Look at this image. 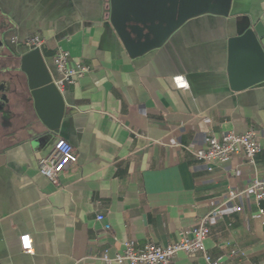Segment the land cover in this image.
Listing matches in <instances>:
<instances>
[{
  "label": "crops",
  "instance_id": "obj_1",
  "mask_svg": "<svg viewBox=\"0 0 264 264\" xmlns=\"http://www.w3.org/2000/svg\"><path fill=\"white\" fill-rule=\"evenodd\" d=\"M141 2L218 11L189 17L162 45L132 55L111 21L110 0H0V264H106L100 256L121 254L126 241H178L215 209L207 252L221 264H264V199L249 189L264 176V82L235 91L229 73V39L264 23V0ZM37 34L57 80L59 47L73 66L90 67L61 91L58 132L37 112L12 54ZM248 67L243 61L238 69ZM239 75L243 83L254 77ZM175 76L189 86L179 88ZM249 129L262 147L255 164L241 155L208 164L194 155L212 134ZM58 139L75 157L54 181L38 161ZM231 190L240 195L231 199ZM25 234L31 252L22 247ZM173 264L207 261L182 251Z\"/></svg>",
  "mask_w": 264,
  "mask_h": 264
},
{
  "label": "water",
  "instance_id": "obj_2",
  "mask_svg": "<svg viewBox=\"0 0 264 264\" xmlns=\"http://www.w3.org/2000/svg\"><path fill=\"white\" fill-rule=\"evenodd\" d=\"M110 6L114 28L132 55L162 45L189 17L218 11L214 6L195 7L185 2H181L179 7L169 8L167 5H147L141 0H110ZM23 47L20 51L12 50V54L20 59L21 69L26 74L24 82L26 88L34 98L36 110L42 120L52 131L58 132L65 113V102L62 92L56 85L55 73L46 63L40 49ZM229 49V73L233 90L240 91L264 82L263 22L259 21L253 26L246 27L240 34L231 36ZM243 61L250 68L241 72L238 66ZM240 73L247 77L254 76L251 77L253 80L243 83L248 78L240 77ZM255 74H258L257 77Z\"/></svg>",
  "mask_w": 264,
  "mask_h": 264
},
{
  "label": "built area",
  "instance_id": "obj_3",
  "mask_svg": "<svg viewBox=\"0 0 264 264\" xmlns=\"http://www.w3.org/2000/svg\"><path fill=\"white\" fill-rule=\"evenodd\" d=\"M22 45L30 49H40L46 47L47 40L41 35H33L21 41ZM71 53L69 50L59 47L54 55V62L60 74L56 85L60 91H63L68 85L90 71V67L84 64L73 66ZM174 81L179 88L189 86L184 76H175ZM258 132L249 129L244 133L234 131L222 132L221 134H212L205 146L194 150L195 157L208 164L215 162H226L234 156H243L248 163L255 164L256 155L261 151ZM75 150L73 145L65 139H58L50 153L38 161L40 173L51 180H58L61 173L74 160ZM209 169H212L209 167ZM255 195L256 200L260 202L264 199V176L258 178L249 188ZM240 195V192L231 190L229 196L231 199ZM241 210V207H236ZM263 212V210H262ZM219 214L213 210L209 214L201 217L197 223L187 231L181 233L178 241L161 245L154 242H148L139 247L134 241L124 242V250L121 254L114 257L104 253L100 258L106 264L124 263L129 264H173V259L178 252L197 253L204 255L207 264H221L219 260L214 259L206 247V239L210 235V225L213 218ZM98 219L105 220L103 214L98 215ZM107 230L111 229L110 224H105ZM22 247L27 252L33 250V242L29 234L21 236Z\"/></svg>",
  "mask_w": 264,
  "mask_h": 264
}]
</instances>
